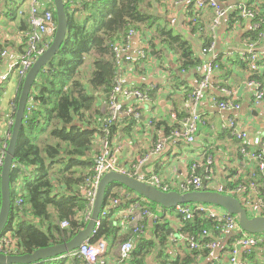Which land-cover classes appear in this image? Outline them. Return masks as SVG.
Wrapping results in <instances>:
<instances>
[{
	"label": "trees",
	"instance_id": "obj_1",
	"mask_svg": "<svg viewBox=\"0 0 264 264\" xmlns=\"http://www.w3.org/2000/svg\"><path fill=\"white\" fill-rule=\"evenodd\" d=\"M11 1L17 5V0ZM151 1L65 0L69 17L67 39L56 56L41 71L33 86L16 149V165L11 175L13 203L17 204L18 199L23 198L20 209L14 211L13 219L6 230L7 234H12L10 238L15 244L17 254L32 253L38 248L69 241L89 222L86 220L88 200L83 191L86 180L94 171V157L100 151L96 150V141L103 137L112 140L122 123L127 125L126 131H131L139 121L127 116L121 121L107 123L110 132L106 133L103 128L108 113H104L97 103L101 95L105 99L108 98L116 83L118 64L114 45L131 28L140 31L143 28L150 29L153 21L157 20L156 15L149 13L146 6L148 3L151 5ZM179 1L155 0L166 7ZM187 1H189L187 17L190 18L187 24L194 33H200L202 47L206 49L210 46L212 38L205 28V23L200 19L202 12H197L195 0ZM51 5L54 8L52 1ZM245 5L257 11L255 17L251 19L253 25L246 38L249 42L259 41L260 36L264 34V0H247ZM9 12L12 14L13 9ZM229 16L230 24L243 17L239 8L232 11ZM26 18H21L19 24L27 33L30 25ZM200 25L203 30H200ZM157 30L167 49L177 56V68L171 70L173 72L171 77L178 85L179 82L185 83L184 80L181 81L182 73L203 64V58L198 54L195 42L183 32L176 31L168 22L157 24ZM149 43L154 48L153 53L158 52L159 49L156 48L153 39H150ZM87 57H91L90 62H87ZM233 63L241 64L248 72L249 80L259 81L264 86V69L253 70L248 61L233 60ZM198 77V80H201L202 76ZM23 80L22 77L15 99L16 107ZM186 116L179 114L180 118ZM157 121L159 122L157 126H164L167 133L178 126L172 122V126L167 127V120ZM200 169L201 167L196 173L203 175L205 168ZM16 181L20 185L18 189L14 187ZM238 184L240 183L233 181L224 183V186L233 188ZM117 187H122L124 193L117 190ZM126 193L134 194V197L129 198ZM113 199L119 200V203L110 208L105 216L101 215L100 226L90 239V243L102 239L111 245L114 242L117 244L119 239L121 241L130 239L133 241L131 251V256L135 258L133 262L137 260L139 254H147L157 247L162 249L169 243L174 228L166 215L175 210L165 209L142 196H137L119 183L109 185L105 205L110 204ZM136 202L143 206H151L153 209L159 208L157 222L152 228V238L144 234L145 220L139 222L141 231H134L130 221L118 217V212L129 209ZM27 213L31 214L30 219L27 218ZM63 221H68L69 225L63 227L61 225ZM122 222L123 224L126 222L124 225L128 227L127 234H123ZM183 223L182 230L185 233L198 237L202 236L204 230L215 233L216 228L223 224L216 218H209L200 212H196L191 219H184ZM211 241L214 239L203 237L201 243L206 245ZM68 257L75 260L82 258L76 250L65 257L48 259L36 264H65ZM141 260L138 261L143 264ZM168 263L178 264L177 261L164 259L163 264Z\"/></svg>",
	"mask_w": 264,
	"mask_h": 264
},
{
	"label": "crops",
	"instance_id": "obj_2",
	"mask_svg": "<svg viewBox=\"0 0 264 264\" xmlns=\"http://www.w3.org/2000/svg\"><path fill=\"white\" fill-rule=\"evenodd\" d=\"M198 1L195 0V7L197 12H202L200 19L205 23L207 29L214 17V10L208 6L198 9ZM188 2L180 0L169 7L151 4L157 9L154 12L156 18L161 17L158 19V23H156L157 21L154 23L157 25L160 22L161 24L168 22L176 31L183 32L188 38L193 39L198 54L203 58V64L189 72L182 73L181 81L184 80L185 83L176 84L171 77L173 74L171 70L177 68V56L167 49L159 34L155 38L156 36L149 34L148 30L147 34L142 33L143 30H137V34L131 39L130 53L135 56L139 49L144 48L147 50L146 58L134 63L124 62L125 64L118 70L117 77L123 81L127 88H138L147 92L151 100L145 102L137 97L123 98L125 106L135 107L141 113V117L131 131H126L127 125L122 123L112 141L115 144L122 140L129 141L123 150L122 157L123 162L128 165H130L128 162L134 159L136 168H132V173L136 171L142 178L158 174L168 186L173 188H177L189 177L191 163H199L200 170H203V167L206 168L207 156L213 157V163L210 165V171L206 170L203 175L211 176L212 185H224L226 182L233 181L248 184L257 177V164L243 153L241 147L247 145L251 150L264 147V102L260 104L256 102L255 88L249 85L248 72L241 64L233 63V60L247 61L246 58H243L244 55L242 56L241 51L250 43L246 35L252 28V20L243 16L241 20L237 19L235 23H229V14L239 5L245 4L247 0H219L226 13L217 32L215 47L213 51L208 52L203 50L202 41L199 38L200 33H194L191 26L187 24L190 19L187 17ZM14 5L11 0H0V72L8 69L26 47V32L20 28V22L14 25L11 21L6 22L3 19L5 16L11 15L9 10ZM17 5H15V9H17L15 12H19L21 18L27 17L28 22L30 1L17 0ZM148 12L153 13L149 8ZM157 12H159V16ZM200 30H203L202 25H200ZM150 39H153L156 48L159 49L158 52L153 53L154 48L149 43ZM256 46L260 52L261 65L259 67L263 70L264 34L260 36L259 41H256ZM5 49L9 51L6 55L1 53ZM149 52L150 54H148ZM212 61L219 64V69L215 70L212 85L205 92L198 106L201 120L198 123L195 142L187 143L180 140L176 144H168L160 155L151 154L159 135L166 132L164 126H157L159 123L157 120H167V127H170L171 113L176 112L181 116L190 114L192 110V106L188 104L190 94L200 81L198 75L202 76L203 69ZM20 80V76L15 73L10 82L0 90L1 139L8 138L12 132L14 113L17 109L15 99L19 93ZM186 87L191 89L187 90ZM224 88L230 90L231 93H224L222 91ZM219 98L223 101L233 100L239 105V109H220L217 103L220 101ZM103 102H105V98L101 95L97 105L101 106L102 111L106 109V106L102 105ZM231 117L237 121L238 129L247 134L246 139L236 138L229 129L225 128L226 120ZM150 121L153 123L150 124ZM98 140L99 142L96 141V144L100 143L99 146H101V139ZM117 190L124 193L122 187H117ZM126 195L129 198L134 197V194L126 193ZM153 210L156 213L159 212L158 207ZM254 210L259 214L258 206L255 205ZM120 212H118V217L122 218L123 215ZM27 216L28 219L31 218L30 213H27ZM166 218L171 221L174 230L169 243L164 248L157 247L147 254H139L137 260L133 262L135 258L131 254L127 259H121V246H117L116 242L111 245L107 242L108 248L105 256L109 263L135 264L140 263L138 260L142 259L143 264H163L164 259H167L177 261L178 264H229L233 248L236 246L237 232L225 229L212 233L209 230L213 239L216 240L217 246L214 248L204 247L194 252L184 240L187 233L182 230L184 227L183 216L174 211L171 218H168L167 215ZM157 219L155 221L151 218L145 219L146 224L143 230L148 238L153 237L152 228ZM122 226L123 234H127L128 227L123 222ZM10 235L12 236V234ZM254 252L255 254H253ZM254 252L249 254L241 249L238 258L243 264L264 263V244L259 245ZM68 258L65 264H88L83 258L77 260L72 257Z\"/></svg>",
	"mask_w": 264,
	"mask_h": 264
},
{
	"label": "built area",
	"instance_id": "obj_3",
	"mask_svg": "<svg viewBox=\"0 0 264 264\" xmlns=\"http://www.w3.org/2000/svg\"><path fill=\"white\" fill-rule=\"evenodd\" d=\"M30 1V15L28 22L30 30L26 33V47L21 55H18L17 60L5 71L0 72V90L8 84L11 76L15 73L24 78L30 68L33 66L35 60L39 55L44 53L51 45L56 30H57V19L55 9L51 5L52 0H29ZM211 7L214 10V17L209 25L208 32L212 38L211 44L208 48L204 49V52L213 51L216 44V37L218 29L222 23L226 10L221 7L219 0H199L197 2V8L203 9L205 7ZM239 9L242 11V16L250 19L254 18L257 11L247 7L245 4L239 5ZM258 26V24H257ZM137 34V30L131 28L127 34H125L115 45V59L118 64V70L121 66L126 63H134L139 60L145 59L147 50L142 48L137 51V54L133 56L130 53L131 39ZM142 34V33H141ZM141 37V35H139ZM9 51L3 50L1 53L6 55ZM243 58L249 62L250 68L256 70L259 67L260 52L256 46V42L248 43V46L241 51ZM216 69H219V64L216 61H212L207 64L203 69L202 78L199 81L197 87L192 90L188 104L192 106L190 114L186 117L180 118L176 112L171 113L170 120L173 124L178 126L171 129L169 133L163 132L156 140L155 146L151 154L160 155L167 148L168 144H176L180 140H184L187 143L195 142L198 123L201 120V114L198 111V106L203 98L205 92L211 87L213 81V74ZM249 85L255 88V98L258 104L264 102V86L261 82L256 80H250ZM222 91L226 94H230V90L224 88ZM137 97L142 101L150 102V95L138 88H127L123 81L116 77V83L108 98L105 99L107 103L106 109L108 111V118L104 125L103 131L109 133L107 123L113 121H121L127 116L139 119L141 113L136 110L135 107L129 108L125 106V100L123 98ZM218 106L222 110H237L239 105L233 100L229 101H217ZM153 122L150 121V124ZM225 128L229 129L231 133L238 139L244 140L247 138V134L240 131L238 128L237 121L235 118H229L224 124ZM11 134L6 139L0 137V206H1V171L4 164V158L6 150L8 148L9 139ZM128 140H122L118 143L106 137L101 139V147L99 153L94 158L93 173L88 177L84 186V196L88 200V209L86 220L89 221L92 216L93 205L96 199L98 185L102 177L109 172H119L123 174H131L144 181L157 186L158 188L169 191H190V190H216L224 194H231L238 197L245 207L248 209L250 215H264V147L258 150H251L247 145H242V151L249 158L254 160L257 164V177L253 178L248 184H238L233 188H226L224 185H212L211 176L198 175L196 172L200 168V164L193 162L190 164V175L189 177L180 184L177 189H171L173 187L168 186L163 181L160 175L152 174L151 176L140 177L137 172L132 173V168L135 169L136 165L134 159L129 161L128 165L123 162L122 153ZM145 160H147L145 158ZM213 163V157L207 156L205 171H210V165ZM23 203V198H19L17 201L18 205ZM119 203V200L113 199L110 204L105 206L102 211L103 216L108 213V210ZM260 208L259 214L254 210V206ZM253 213H251V212ZM123 218L130 221V225L139 231V222L144 221L146 218H151L154 221L158 218V214L150 207L143 206L140 202L134 203L129 209L121 211ZM120 212V213H121ZM175 212L182 215L184 219H191L194 217L196 212L204 213L209 218H216L218 222H223L220 227L216 230H232L238 233L236 239V246L232 251L229 264H243L238 258V253L241 249H244L249 254L253 253L256 248L264 244V233L260 235H252L241 231V227L238 222V218L235 215L226 213L223 209L206 204H195V205H180L175 209ZM100 220L97 221L96 229L100 226ZM126 224V222H124ZM63 227L69 225L68 221H63ZM141 231V230H140ZM10 234L4 235L0 239V252L6 254H17L15 252V244L10 238ZM203 237H211L212 233L209 230H204L201 237L196 235L186 234L184 240L191 250H196L201 247L214 248L217 246L216 240L209 242L204 245L201 243ZM108 243L106 240H99L96 243H90L85 241L78 249V254L88 264H110L107 259L106 251ZM133 249V241L127 240L120 247V257L122 260L127 259ZM172 264V263H168Z\"/></svg>",
	"mask_w": 264,
	"mask_h": 264
},
{
	"label": "water",
	"instance_id": "obj_4",
	"mask_svg": "<svg viewBox=\"0 0 264 264\" xmlns=\"http://www.w3.org/2000/svg\"><path fill=\"white\" fill-rule=\"evenodd\" d=\"M52 3L56 13L57 30L49 48L38 56L24 77L1 171L0 239L7 234L6 230L13 219L14 211L20 209V205L13 203L12 200L13 180L11 175L16 165V149L24 126L30 95L39 74L59 52L69 32V17L65 0H52ZM113 183L122 184L137 196H142L165 209L175 210L180 205L191 204L213 205L223 209L230 215H235L238 218L242 232L252 235L264 233V215H250L243 202L234 195L224 194L216 190L165 191L131 174L109 172L102 177L98 185L92 216L85 228L78 231L69 241L38 248L32 253L6 254L0 252V264H36L48 259L65 257L78 250L85 241H90L94 236L97 221L101 218L102 211L106 206L107 189Z\"/></svg>",
	"mask_w": 264,
	"mask_h": 264
},
{
	"label": "rangeland",
	"instance_id": "obj_5",
	"mask_svg": "<svg viewBox=\"0 0 264 264\" xmlns=\"http://www.w3.org/2000/svg\"><path fill=\"white\" fill-rule=\"evenodd\" d=\"M151 3H152V5L154 6V4H159V3H156L155 2V0H152L151 1ZM160 5H163V4H160ZM18 6V5H17ZM146 6L149 8V10L151 11V12H156V10L157 9H155L153 6H151L149 3L148 4H146ZM164 6V5H163ZM12 9H13V12H12V14L11 15H7V16H5L3 19L6 21V22H8V21H11L14 25L15 24H18L19 22H20V19H21V17H20V14H19V12H15V11H17V9H15V5H14V7L12 6ZM14 13V14H13ZM152 13V14H153ZM157 14H158V16H159V12H157ZM14 15V16H13ZM153 15H155V13L153 14ZM158 19H161V17H158L157 18V22L156 23H158ZM155 21V20H154ZM154 21H153V24H152V26L150 27V29H147V28H143V32L142 33H146L147 34V30L149 31L148 33L149 34H152V35H155L156 37H158V30H157V25H155V23H154ZM161 23V22H160ZM91 61V57H87V62H90ZM85 65H87V63L85 64ZM13 76V75H12ZM11 76V77H12ZM11 80V79H10ZM10 82V81H9ZM8 82V83H9ZM103 106H107V103L106 102H103V104H102ZM101 107V106H100ZM105 109V108H104ZM104 113H108V111H107V109H105L104 111H103ZM97 141L99 142V140L97 139ZM99 145H100V143H99ZM98 144H95V147H96V150H99V147H101V146H99ZM96 157V156H95ZM14 187L16 188V189H18L19 187H20V185H19V182L18 181H16V182H14ZM251 212V211H250ZM173 213L174 212H169L168 214H167V216H168V218H171V216L173 215ZM252 213V212H251ZM253 214V213H252ZM170 216V217H169ZM63 223V222H62ZM62 223H61V225H62ZM63 226V225H62ZM127 241V240H126ZM123 243H125V241L124 242H122L121 241V239H119V241H118V243L116 244L117 246H121Z\"/></svg>",
	"mask_w": 264,
	"mask_h": 264
},
{
	"label": "clouds",
	"instance_id": "obj_6",
	"mask_svg": "<svg viewBox=\"0 0 264 264\" xmlns=\"http://www.w3.org/2000/svg\"><path fill=\"white\" fill-rule=\"evenodd\" d=\"M10 234V233H9Z\"/></svg>",
	"mask_w": 264,
	"mask_h": 264
}]
</instances>
